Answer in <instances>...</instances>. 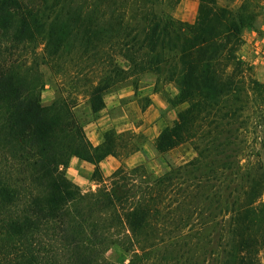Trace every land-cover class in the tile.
Masks as SVG:
<instances>
[{"label":"trees","instance_id":"16d2710c","mask_svg":"<svg viewBox=\"0 0 264 264\" xmlns=\"http://www.w3.org/2000/svg\"><path fill=\"white\" fill-rule=\"evenodd\" d=\"M179 2L0 0V264H117L114 246L123 264H264V81L239 54L249 0H199L193 22ZM42 67L71 83L50 104ZM149 72L186 103L155 148L196 151L161 174L123 161L144 133L94 145L75 112L84 95L97 115ZM110 155L122 163L105 176ZM72 157L94 164L95 188L68 177Z\"/></svg>","mask_w":264,"mask_h":264},{"label":"rangeland","instance_id":"374dc122","mask_svg":"<svg viewBox=\"0 0 264 264\" xmlns=\"http://www.w3.org/2000/svg\"><path fill=\"white\" fill-rule=\"evenodd\" d=\"M244 1L245 0H219V3L231 8H237ZM198 3L199 0H180L174 10V15L179 19L183 16L193 17L194 19L191 21L193 22L197 16ZM248 10L254 17L251 24L243 31L244 43L239 50V54L242 59L251 66V70L248 75L259 81H264V0H249ZM42 68L47 84L42 91L41 101L43 104H50L56 97H58L62 89L65 91L66 89H69L71 83L69 78L61 79V76L54 77L49 68ZM134 78L137 81L136 88L140 91H147L148 87L153 85L155 88L156 81L158 80L157 89H163L164 92H166L164 93L166 101H168V95L173 96V92H175V94L178 92V89L173 82H167L163 79V77L159 78L157 74L150 72L137 75L136 77H129L126 84L122 87L133 86L132 81ZM140 100L142 104H147L149 102L147 95L140 98ZM78 102V105L75 107V112L78 119L84 124L91 120L93 116L98 115L91 112L86 96L80 95ZM185 106L186 103H181L176 106L168 102V107L162 113V117L164 118L162 123L164 125L172 123L177 112ZM155 137H146L143 140L142 146L146 143L144 150L145 155L140 156V160L138 161L145 163L156 174H161L169 169L170 166L182 164L196 155L195 149L188 142L183 143L169 151L159 152L156 150L154 145ZM76 170L78 169L74 168L70 172H67L66 170V174L70 179L79 184L83 190L96 187L97 183L93 181L89 175L81 177L78 181ZM107 256L114 260L117 264H123L128 261L129 254L120 247L114 246L108 251Z\"/></svg>","mask_w":264,"mask_h":264},{"label":"crops","instance_id":"0c3cea01","mask_svg":"<svg viewBox=\"0 0 264 264\" xmlns=\"http://www.w3.org/2000/svg\"><path fill=\"white\" fill-rule=\"evenodd\" d=\"M180 19L191 22L194 18L183 16ZM146 95L149 102L142 104L140 98ZM172 95H175V92ZM104 101L105 106L98 115L93 116L84 124L85 132L94 145L104 141V132L108 129H115L118 132L142 131L146 137H155L166 126L162 123L164 120L162 113L168 107V101L164 97V92L155 90L154 85L149 86L147 91H140L134 86H125L105 94ZM145 146L146 143L139 151L129 155L123 161L129 166L142 163L138 160H140V156L145 155ZM121 163V159L110 155L100 162V168L107 176L115 171ZM74 168L78 169L76 171L79 181L83 176L92 175L94 164L78 157H72L66 170L70 172Z\"/></svg>","mask_w":264,"mask_h":264}]
</instances>
